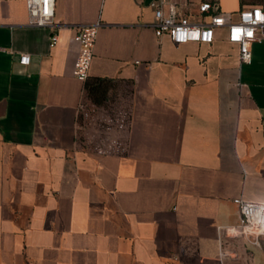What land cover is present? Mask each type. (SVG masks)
<instances>
[{"label":"crops","instance_id":"obj_1","mask_svg":"<svg viewBox=\"0 0 264 264\" xmlns=\"http://www.w3.org/2000/svg\"><path fill=\"white\" fill-rule=\"evenodd\" d=\"M150 1L54 0L38 27L0 0V264H223L233 199L264 202V40L250 63L224 27L174 43ZM173 1L208 22L256 0ZM97 21L87 77L117 82L125 114L72 75V37Z\"/></svg>","mask_w":264,"mask_h":264},{"label":"built area","instance_id":"obj_2","mask_svg":"<svg viewBox=\"0 0 264 264\" xmlns=\"http://www.w3.org/2000/svg\"><path fill=\"white\" fill-rule=\"evenodd\" d=\"M154 20L152 26L156 35L167 34L174 43L195 41L199 43H211L214 39V31L217 27L225 28V38L228 42L238 47L240 63H250L252 58L251 44L264 40V10L261 5H247L239 9L236 18L232 19L228 14L215 12L210 15L208 22H191L186 16H179L176 12V2L173 0H151ZM215 1H203L198 4L200 13L215 9ZM28 24L38 27H53L54 0H26ZM100 22L83 25L76 29L72 40L77 45L76 56L73 61L72 75L80 80L88 76V69L93 55V44ZM57 32H52L50 45L57 42ZM29 57L23 54L19 62L27 64ZM237 204L240 221L237 229L240 233H246V227L253 229L262 224L264 231V202H250L241 197L234 198ZM261 227V226H260ZM249 231V230H248ZM250 233V232H247Z\"/></svg>","mask_w":264,"mask_h":264},{"label":"rangeland","instance_id":"obj_3","mask_svg":"<svg viewBox=\"0 0 264 264\" xmlns=\"http://www.w3.org/2000/svg\"><path fill=\"white\" fill-rule=\"evenodd\" d=\"M124 101L122 108L111 106L114 115L122 114L127 110ZM117 112V113H116ZM96 117L94 116L93 120ZM96 125L95 123L91 126ZM223 243V264H264V234L237 232Z\"/></svg>","mask_w":264,"mask_h":264},{"label":"trees","instance_id":"obj_4","mask_svg":"<svg viewBox=\"0 0 264 264\" xmlns=\"http://www.w3.org/2000/svg\"><path fill=\"white\" fill-rule=\"evenodd\" d=\"M242 1V0H241ZM259 4L264 10V0H256L250 5ZM117 82L109 78L104 77H86L84 80V90L87 98L97 106H106L109 103V107L114 101L120 99L121 90ZM108 107V108H109ZM111 111V109H107Z\"/></svg>","mask_w":264,"mask_h":264},{"label":"bare ground","instance_id":"obj_5","mask_svg":"<svg viewBox=\"0 0 264 264\" xmlns=\"http://www.w3.org/2000/svg\"><path fill=\"white\" fill-rule=\"evenodd\" d=\"M264 222V221H263ZM260 225H258L257 227H254L253 229H249V228H247L246 227V233L247 232H250L251 234H254V235H256V233H258V231H260V230H262L263 228H262V224L261 223H259ZM261 226V227H260ZM249 230V231H248ZM263 234H264V231H263Z\"/></svg>","mask_w":264,"mask_h":264}]
</instances>
